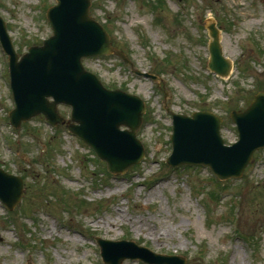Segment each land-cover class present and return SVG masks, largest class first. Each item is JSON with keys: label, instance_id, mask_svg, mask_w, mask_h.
Returning <instances> with one entry per match:
<instances>
[{"label": "rangeland", "instance_id": "374dc122", "mask_svg": "<svg viewBox=\"0 0 264 264\" xmlns=\"http://www.w3.org/2000/svg\"><path fill=\"white\" fill-rule=\"evenodd\" d=\"M91 14L135 76L113 55L84 67L109 90L146 106L137 138L144 159L124 175L107 173L90 147L51 128L43 117L9 125L14 109L7 57L0 47V169L21 177L22 197L8 213L0 203V264H100L96 239L126 242L185 264H264V149L237 179L209 169H172L171 114L208 110L219 116L225 145L237 132L228 115L264 91V0H91ZM55 0H0L16 54L52 35L45 18ZM221 31L229 79L207 69L209 36ZM69 118V108L59 107ZM114 259L129 249L111 246ZM122 264H143L125 260Z\"/></svg>", "mask_w": 264, "mask_h": 264}, {"label": "water", "instance_id": "95a60500", "mask_svg": "<svg viewBox=\"0 0 264 264\" xmlns=\"http://www.w3.org/2000/svg\"><path fill=\"white\" fill-rule=\"evenodd\" d=\"M90 6L91 0H56L46 13L52 36L42 46L29 48L21 58L0 18V43L9 59L15 104L9 122L18 128L22 122L42 115L49 126L55 127L65 123L58 106L70 107L68 131L93 149L110 174H124L144 158L136 132L146 107L136 96L105 89L94 74L84 69L82 59L109 55L132 66L123 52L112 47L107 32L91 17ZM208 32V68L218 77L227 78L232 63L223 56L219 30L211 24ZM229 118L237 128L239 141L226 147L220 137L222 120L213 113L172 115V153L166 164L172 168L202 165L219 180L240 178L254 152L264 148V92L256 94L245 111H234ZM121 127L125 130L121 131ZM22 186L20 178L0 170V200L9 210L21 200ZM98 244L104 264H121L126 259L147 264H185L179 258L157 256L131 243L98 240ZM111 246L129 250L114 259Z\"/></svg>", "mask_w": 264, "mask_h": 264}]
</instances>
